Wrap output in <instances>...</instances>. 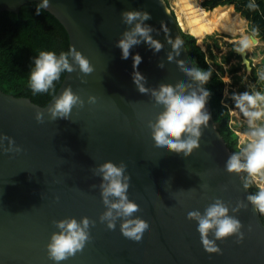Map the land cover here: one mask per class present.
I'll return each instance as SVG.
<instances>
[{
  "label": "water",
  "instance_id": "water-1",
  "mask_svg": "<svg viewBox=\"0 0 264 264\" xmlns=\"http://www.w3.org/2000/svg\"><path fill=\"white\" fill-rule=\"evenodd\" d=\"M29 2L41 0H0V11L18 13ZM45 10L64 27L69 49L74 47L87 57L94 71L83 76L86 83H81L78 72L64 74L55 95L70 86L85 101L67 120H49L46 109L54 95L40 106L0 90V134L22 149L0 151V264H55L46 250L50 235L58 231L53 221L70 217L77 221L88 217L96 224L83 251L60 264H264V222L245 199L251 193L241 177L225 171L231 151L209 102L206 108L212 118L203 129L200 147L190 156L159 149L151 139L147 121L162 109L150 96L139 93L134 71L146 78V87L187 80L175 60H166L171 50L166 35L181 42L175 59L193 65L184 32L166 0H49ZM131 10L150 13L152 19L145 23L159 31L152 35L164 44L161 52L154 54L141 43L130 50L128 59H121L115 43L128 26L120 16ZM135 54L142 61L134 70ZM239 56L251 67L247 57ZM161 61L163 69L157 67ZM89 95L96 97L95 104L87 103ZM37 111L44 112V123L35 120ZM3 143L7 148V140ZM105 161L127 165V196L139 205L135 216L150 226L142 242L125 238L119 220L115 230L98 220L105 206L98 187L101 178L92 174V168ZM201 184H207V189H201ZM192 188L195 197L177 192ZM217 198L231 207L237 201L247 204L235 214L244 239L236 243L232 236L216 241L221 252L210 254L203 248L196 222L186 217L193 210L203 213ZM229 214L233 215L231 209Z\"/></svg>",
  "mask_w": 264,
  "mask_h": 264
},
{
  "label": "clouds",
  "instance_id": "clouds-1",
  "mask_svg": "<svg viewBox=\"0 0 264 264\" xmlns=\"http://www.w3.org/2000/svg\"><path fill=\"white\" fill-rule=\"evenodd\" d=\"M49 7V0H41L40 8ZM246 7L255 11L259 7L255 0H250ZM121 22L128 26L121 33L115 46L121 50V59H128L130 50L141 43L146 44L154 54L163 50L164 44L155 39L152 33L159 35V31L145 23L152 19L150 13L140 10L124 11L121 13ZM168 33L166 28H160ZM258 29L252 28L250 34H242L234 41V51L245 57L254 47ZM166 43L170 45V51L166 54L168 62L175 63L181 73L187 78L186 81H178L175 84L160 83L157 87H146V78L138 71L133 73V83L139 93L148 95L162 110L157 112L154 120L147 121L150 136L155 147L175 153L184 157L190 156L194 150L200 147L199 141L203 135V129L209 126L211 114L206 105L210 96L205 85L212 77L211 69H201L197 66L188 67L184 61L175 59L180 55L181 42L173 40L166 35ZM134 70L141 63L139 54L132 55ZM157 67L163 69L161 61ZM94 71L93 66L81 52L74 47L58 55L54 51H41L33 60V67L28 75V87L31 93L45 94L50 91L54 95L51 106L46 111L48 118L55 121L57 118L69 119L74 108H83L85 101L73 92L71 87H65L59 95H55V82L59 81L62 73L78 72L81 83H86L83 76L90 75ZM82 74V75H79ZM256 83L259 87L251 90L234 92L232 94L233 109L242 118L243 132L237 133L239 143L236 150L228 156L224 168L229 174H236L244 181L247 190L254 185L257 191L245 198L255 210L264 216V67L257 68L255 72ZM88 104H95L96 97L89 95ZM37 123H44V112L35 113ZM7 140L8 147H4ZM0 151L20 152V146L15 145L12 138L0 134ZM127 165L121 161L113 163L105 161L94 168L92 174L99 176L101 182L98 187L102 204L105 206L98 217L99 222L104 223L108 230H115L119 220V231L127 239L142 242L150 231L147 221L135 216L140 211L139 205L129 200L127 192L130 177L126 174ZM241 174H244L241 176ZM91 187H96L92 185ZM207 184H201V189H207ZM187 193L189 197H195L196 189L177 191ZM247 204L237 201L235 207L217 198L214 199L201 213L199 210L189 211L187 219L195 221L196 231L199 233L201 243L207 253L220 254L221 250L216 241H222L235 236L236 243L244 239L241 231L243 225L236 218V213L246 209ZM231 209V213L229 211ZM58 231L50 235L46 245L47 256L55 264L68 260L77 253L82 252L86 244L90 242V228L95 227L96 221L88 217L64 218L53 221ZM251 231V227L248 229Z\"/></svg>",
  "mask_w": 264,
  "mask_h": 264
},
{
  "label": "trees",
  "instance_id": "trees-1",
  "mask_svg": "<svg viewBox=\"0 0 264 264\" xmlns=\"http://www.w3.org/2000/svg\"><path fill=\"white\" fill-rule=\"evenodd\" d=\"M249 2L250 0H202L201 4L211 10L219 5H233L234 10L246 19L252 28H257L264 39V0H255L259 6L255 11L246 7ZM39 7L40 3L29 2L22 5L18 13L0 11V90L16 97L30 98L33 103L44 106L53 94L51 91L35 96L31 93L28 75L33 67V60L41 51H54L57 55L68 51L69 41L64 27L54 16L43 8H40L37 14L36 9ZM182 35L193 65L212 70V77L205 85L210 92L208 102L217 129L232 152L237 148V136L227 125V106L222 103L224 82L207 62L194 36ZM206 48L211 56L210 49L208 46ZM64 74L62 73L60 80L55 82V92ZM249 190L251 194L257 191L254 185H250ZM261 218L264 222V216Z\"/></svg>",
  "mask_w": 264,
  "mask_h": 264
},
{
  "label": "rangeland",
  "instance_id": "rangeland-1",
  "mask_svg": "<svg viewBox=\"0 0 264 264\" xmlns=\"http://www.w3.org/2000/svg\"><path fill=\"white\" fill-rule=\"evenodd\" d=\"M172 1L173 0H166L171 9L173 8ZM197 1L200 6H202V0ZM219 7H227L230 9L231 13L236 12L233 5H219ZM203 8L206 11L205 16H208L210 11L207 10L211 9H206L205 7ZM172 11L175 14L174 8ZM241 18L244 32L246 34H250L252 29L251 24L243 17ZM184 34L187 33L184 32ZM238 37V35L232 36L215 31L214 33L204 37L203 43L205 48L203 49L202 47H199L204 52L207 62L218 72L224 82L222 103L227 106L229 116L227 125L236 134L237 145L240 139L237 133L243 132L245 129L242 126V118L239 117L233 109V101L231 99L232 94L234 92L251 90L253 87H256L257 90H259L260 86L256 83L255 72L257 68L264 67V39L262 36L258 33L256 36L257 45L247 52V59L249 60L251 67H246L242 63L240 56L234 51L236 45L233 42L238 40ZM207 46L210 49L212 57L207 51Z\"/></svg>",
  "mask_w": 264,
  "mask_h": 264
},
{
  "label": "bare ground",
  "instance_id": "bare-ground-1",
  "mask_svg": "<svg viewBox=\"0 0 264 264\" xmlns=\"http://www.w3.org/2000/svg\"><path fill=\"white\" fill-rule=\"evenodd\" d=\"M172 6L180 29L194 36L198 45L203 49L205 48L204 37L215 31L232 36L238 35V39L242 34H246L242 26V18L237 11L231 13L227 7L217 6L210 11L208 16H205L206 11L197 0H173ZM256 45L257 41L254 42V47Z\"/></svg>",
  "mask_w": 264,
  "mask_h": 264
}]
</instances>
